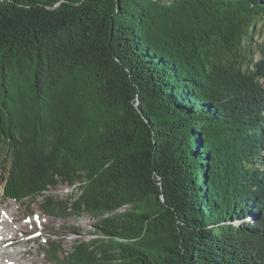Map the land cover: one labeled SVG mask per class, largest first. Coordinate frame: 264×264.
<instances>
[{"label":"trees","instance_id":"16d2710c","mask_svg":"<svg viewBox=\"0 0 264 264\" xmlns=\"http://www.w3.org/2000/svg\"><path fill=\"white\" fill-rule=\"evenodd\" d=\"M263 20L264 0H0L5 195L71 186L42 206L98 218L75 264H264Z\"/></svg>","mask_w":264,"mask_h":264},{"label":"rangeland","instance_id":"374dc122","mask_svg":"<svg viewBox=\"0 0 264 264\" xmlns=\"http://www.w3.org/2000/svg\"><path fill=\"white\" fill-rule=\"evenodd\" d=\"M260 44L264 47V20L257 27L254 49L258 50ZM261 54L258 51L254 56L255 60L260 59ZM5 157L8 159V155L3 150L0 153V216H3L5 220H8L12 214L16 217V223L21 226V231L18 230L16 235L24 241L19 246L16 244L6 249L8 253L4 257V263L75 264L74 261L65 258L66 252L72 253L78 240H90L98 236L96 227L98 218L89 212L75 214L69 209L65 215H53L45 211L42 206L44 195L66 198L71 194L72 187L62 183L50 190H43L42 195L25 197L22 201L7 197L3 190L6 184L2 179V175L4 177L6 175L1 167V160ZM68 201L71 200L68 199ZM254 219L255 217L246 218L251 222ZM235 223L239 224L240 221ZM11 227L14 228L13 225ZM6 232L7 237L14 234L8 229ZM28 239L29 241H25ZM52 243L57 244L58 249L62 252L61 255L57 256L50 252Z\"/></svg>","mask_w":264,"mask_h":264},{"label":"bare ground","instance_id":"6f19581e","mask_svg":"<svg viewBox=\"0 0 264 264\" xmlns=\"http://www.w3.org/2000/svg\"><path fill=\"white\" fill-rule=\"evenodd\" d=\"M15 218L16 217H14L13 214H12V216L10 215L8 220H5L3 218V216H0V262L2 264H3L2 261L5 257V255L8 253L6 249H8L11 246H15L16 244H17V246H19V244H21L24 241L23 239L20 240L16 235V233L19 232L18 230H20L21 226H19L18 223H16ZM12 225L14 226V228L11 227ZM7 229L10 232H13L14 234L10 237H7V235L5 234ZM7 238H9V239H7ZM25 241H29V239L25 240ZM12 263L13 262H11L9 264H12ZM13 264H16V263L14 262Z\"/></svg>","mask_w":264,"mask_h":264}]
</instances>
